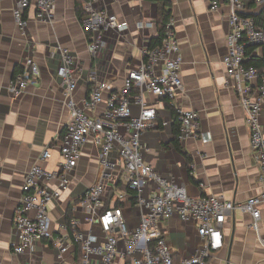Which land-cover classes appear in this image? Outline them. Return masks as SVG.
<instances>
[{"label":"crops","instance_id":"1","mask_svg":"<svg viewBox=\"0 0 264 264\" xmlns=\"http://www.w3.org/2000/svg\"><path fill=\"white\" fill-rule=\"evenodd\" d=\"M173 28L182 57L181 79L183 90L177 93L174 105L198 113V125L211 135V140L187 138L179 141L190 163L172 144L173 118L170 108L161 98L145 93L144 100L155 107L158 120L166 125L142 133L140 143L143 159L166 179L183 185L194 197L221 195L225 199L244 201L258 194L263 187L258 181L259 168L253 160L245 111L228 78L222 63L228 51L226 35L229 30L227 7L209 10V0H169ZM14 0H0V264H80L75 258V247L60 255L50 243L42 239L22 254H13L11 245L16 240L13 226L22 184L34 164L53 171L60 161V136L69 121V109L63 86L56 74L61 63V48L75 58L77 85L73 99L83 106L94 73L98 80L110 83L114 91L124 87L129 70L143 60V50L149 39L157 34L155 26L157 3L148 0H104L100 6L129 25L123 33L109 30L101 34L100 48L95 56L89 54L85 30L75 15L74 0H55L51 17L36 18L34 6L25 11L28 20L22 33L13 19ZM260 7H256L254 12ZM150 20L152 28L137 29L136 22ZM256 52L261 53L257 48ZM26 57H32L39 67V77L19 95L13 96L9 85ZM104 96H108L106 93ZM105 103L85 109L89 116H100ZM133 112L139 105L131 102ZM261 126L264 133V100ZM51 145V157L40 160L45 146ZM99 149L86 143L71 183L60 197L49 205L50 227L55 234L67 235L65 213L85 229L84 213L75 209L77 199L99 177ZM190 165H194L190 168ZM49 185L54 188V181ZM260 234L264 235V206ZM71 217V218H72ZM130 221L132 219L130 218ZM175 262L191 257L202 247L194 221H181L177 216L160 223ZM223 247L207 260V264H264V250L251 228V216L239 210L225 217L222 226ZM121 261L116 260L115 264Z\"/></svg>","mask_w":264,"mask_h":264},{"label":"built area","instance_id":"2","mask_svg":"<svg viewBox=\"0 0 264 264\" xmlns=\"http://www.w3.org/2000/svg\"><path fill=\"white\" fill-rule=\"evenodd\" d=\"M14 1L13 19L22 33L27 27L24 13L29 7L34 6L37 19L45 20L51 17L55 3V0ZM103 1L84 0L83 3L85 15L80 23L92 35L87 44L92 56L99 51L102 33L109 30L123 33L129 29L128 23L101 8ZM255 2L257 8L264 5V0ZM208 4L211 11L222 5L227 7L228 51L222 63L246 114L250 149L259 168L258 181L262 191L244 201L228 200L221 195L194 197L183 185L162 177L144 161L140 143L142 133L167 124L158 120L155 107L145 102L144 94L173 101L183 90L182 57L173 28L174 20L170 17L160 46L143 50L142 62L129 70L120 91H114L110 83L90 74L91 86L82 107L73 99L77 85L75 58L68 49H60L61 63L56 74L69 109V121L60 136V161L53 171L38 164L27 171L13 219L16 231V240L11 245L13 254H22L32 249L36 241L44 239L60 255L78 243L82 254L80 264H115L116 260L122 262L126 257H130L131 264H207L213 253L223 247L221 229L225 217L235 210L251 216V228L264 250V235L259 230L261 207L264 206V133L260 122L264 69L258 72L255 67L243 63L247 46L264 45V29L257 28L252 17L242 15L247 12L242 0H209ZM135 25L142 30L152 28L154 22L139 20ZM39 74L36 61L26 57L9 85L10 93L19 96L28 85L37 81ZM132 89L138 91L134 100L128 96ZM105 93L108 96L105 97ZM132 101L139 105L136 113L131 108ZM101 102L105 103V108L100 116L86 114L85 109H94ZM173 108L180 124L179 141L187 138L203 142L211 140V135L200 129L196 111L177 105ZM86 143L99 149L100 165L98 180L77 199L75 205L76 210L84 213L88 229L82 230L80 222L72 217L69 229L65 225L67 235L55 234L50 227L49 205L70 185L72 170ZM50 146L42 149L40 160L51 157ZM50 181L55 182L54 188L49 185ZM118 183L124 188H116ZM129 198L134 201L132 205L117 206L118 202H126ZM174 215L181 221H194L203 240L196 254L178 262L174 261L172 248L160 227L162 221ZM121 239L124 250L118 249Z\"/></svg>","mask_w":264,"mask_h":264},{"label":"trees","instance_id":"3","mask_svg":"<svg viewBox=\"0 0 264 264\" xmlns=\"http://www.w3.org/2000/svg\"><path fill=\"white\" fill-rule=\"evenodd\" d=\"M148 1L155 2L158 5V7H157V18H156V22H155V26L157 28V34H156V36H153L149 39V42L147 45V49L151 50V49H154L155 47L160 46V44L162 42V38L164 36L165 25L168 22L169 18L171 17V9H170L171 6H170L169 0H148ZM242 1H243L245 8L247 10V12L243 13L242 15L252 17L254 19L255 26L257 28L264 29V5H262L258 11L254 12L252 10H254L257 7L255 0H242ZM83 3H84V0H74V11H75V15L79 21L85 15V12L83 9ZM85 33H86V37L88 39H90L91 33L89 31H85ZM257 48L261 49L260 54H258L256 52ZM244 55H245V59H244L243 63L246 66H253L258 70V72L263 71V69H264V45H260V46L249 45L245 48V54ZM137 92L138 91L136 89H132L128 93V96L130 97L131 100H134V97L137 94ZM162 100L164 102H166V106L168 108H170L172 118H173V123H172L173 141H172V144H173L175 150L177 152L181 153L185 157L186 162L190 163V161H191L190 156H188L187 154L184 153L182 146L178 140V135L180 133V124L177 120V115L175 113V110H174V108H172L171 106H169L167 104L168 99L164 98ZM116 188L123 189L124 187L122 185H120V183H118ZM129 194H130V192H129ZM111 195H112V193H111ZM133 203H134V201L129 198L126 202H118L117 206H127L130 204L132 205ZM71 217H72L71 209L69 208V209H67V211L65 213V225L68 229H69L68 224H69V220ZM74 247H75V258L80 262V260L82 258L80 245L78 243H74ZM121 264H131L130 257H126L125 260H123L121 262Z\"/></svg>","mask_w":264,"mask_h":264},{"label":"water","instance_id":"4","mask_svg":"<svg viewBox=\"0 0 264 264\" xmlns=\"http://www.w3.org/2000/svg\"><path fill=\"white\" fill-rule=\"evenodd\" d=\"M118 249L119 250H124V241L122 239L118 243Z\"/></svg>","mask_w":264,"mask_h":264},{"label":"rangeland","instance_id":"5","mask_svg":"<svg viewBox=\"0 0 264 264\" xmlns=\"http://www.w3.org/2000/svg\"><path fill=\"white\" fill-rule=\"evenodd\" d=\"M85 229H88V225H86Z\"/></svg>","mask_w":264,"mask_h":264}]
</instances>
